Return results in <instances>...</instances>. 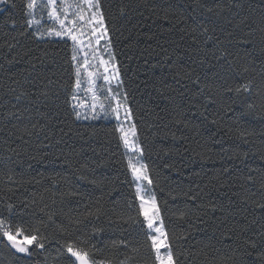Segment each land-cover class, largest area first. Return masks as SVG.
Here are the masks:
<instances>
[{
  "label": "trees",
  "instance_id": "trees-1",
  "mask_svg": "<svg viewBox=\"0 0 264 264\" xmlns=\"http://www.w3.org/2000/svg\"><path fill=\"white\" fill-rule=\"evenodd\" d=\"M25 3L0 4V215L13 205L46 239L29 256L0 238V264H69L81 240L96 260L153 264L118 125L76 117L72 44L38 38ZM99 3L179 264H264V0Z\"/></svg>",
  "mask_w": 264,
  "mask_h": 264
},
{
  "label": "snow or ice",
  "instance_id": "snow-or-ice-1",
  "mask_svg": "<svg viewBox=\"0 0 264 264\" xmlns=\"http://www.w3.org/2000/svg\"><path fill=\"white\" fill-rule=\"evenodd\" d=\"M8 0H0V4H7ZM83 5H87L85 10ZM15 7V4L12 5ZM47 10V19L52 22L51 26L45 28L43 31L40 30L42 26L43 17L37 19L35 12L37 7ZM26 24L29 28L36 25L35 34L38 38L43 39L45 35L51 37H59L64 39L67 37L72 41V55L71 60L75 62V89H81L82 85H87V91L92 93L91 99L92 104L90 105L93 113H96L97 106L100 111L106 115L110 110L115 113L116 119H120V109H124L125 117H130V110L126 106V96L124 102L121 103L117 99L119 93L113 92L112 88L107 89L108 93H111V97L104 96L103 98L98 97L95 90V79L99 75V69L96 65L91 64L89 60V52L85 51L86 48L91 49L93 44V37L95 43L99 44L100 40L104 39L108 35V30L105 27V21L102 11L100 10L99 0H83V4L80 2H70V0H26ZM71 10V11H70ZM3 11V9H0ZM208 11H212L211 8ZM91 13V14H89ZM71 17V18H70ZM90 30V31H89ZM110 47V42H109ZM83 52L82 61L78 59V54ZM93 59L95 56L93 55ZM113 56H109L108 60L101 59L100 65L104 67L105 73L109 71V61H114ZM112 67L113 79H118L119 71L114 66ZM95 68V71L92 69ZM87 78L86 80L84 78ZM105 81L109 79L108 76L103 77ZM229 92L234 91L235 94L239 95L243 92H250L251 87L249 84L238 85L234 89L228 88ZM23 95V93H21ZM20 97L18 96L17 99ZM73 100L77 99L75 92L72 96ZM104 100H108L107 105ZM112 100L116 101V106H112ZM73 109L78 107H84L83 102L73 104ZM249 109H254L255 105L249 103L247 105ZM261 109H264V100H262ZM76 117L79 119L81 116L80 112H76ZM88 118L87 115L84 117ZM93 119L96 115L92 116ZM117 131L120 132V141L125 148V158L127 160V167L131 172L133 182L135 184V197L139 201V207L137 217L142 216L143 220L140 221L137 217H129L133 223L141 224L142 227L147 229L145 233L146 240L150 242L148 247L153 258V264H179L176 253L173 250V246L169 237V232L165 228L164 221L161 216V209L158 205L154 192L146 185H152L153 180L150 175L149 167L141 159L143 155V148L140 146L137 139L136 127L131 125L128 128L118 126ZM241 137L251 135L246 129L240 131ZM80 180H86L90 184H97V181L92 179L89 180L85 176H78ZM146 182V184H145ZM264 186V185H262ZM70 195H80L78 191H71ZM260 208H264V204L259 205ZM13 205H8L9 216L0 215V238L6 240L11 249H14L16 253L25 255H32L33 246L36 249L45 248V239L40 232V229L30 221H14L11 219ZM99 211V210H97ZM95 215L92 211H88L86 216L91 217ZM99 217L97 216V219ZM123 219V218H121ZM125 223L128 220L124 221ZM102 229H94V231ZM186 238V237H185ZM86 241L81 240L78 244L73 241L67 243L64 246V252L70 258L69 264H112V261L104 260L99 261L92 257L89 250L81 245L85 244ZM245 244L250 247H256L255 241L245 240ZM113 247H124L128 248L129 243L125 240L112 241ZM94 247V245H93ZM133 252L138 251V248H132ZM251 255V253H248ZM120 264H126L125 261H121Z\"/></svg>",
  "mask_w": 264,
  "mask_h": 264
},
{
  "label": "rangeland",
  "instance_id": "rangeland-1",
  "mask_svg": "<svg viewBox=\"0 0 264 264\" xmlns=\"http://www.w3.org/2000/svg\"><path fill=\"white\" fill-rule=\"evenodd\" d=\"M70 2H80L83 4V0H70ZM38 4H39V0H38ZM83 6H84L85 10H87V5H83ZM89 14H91V13H89ZM35 17L37 19H40L41 17H43L42 26L40 28L41 31H43L45 28L51 26V24H52V22L47 19V10L42 9L39 6L36 9ZM36 27H37L36 25H33L31 27L34 32L36 31ZM44 38L61 39L59 37H55V36L49 37L47 35H45ZM64 39L70 41L72 44V41L69 40L67 37H65ZM85 51L89 52L88 58H89L91 64L96 65V67L99 69V75L95 79V90L97 92L98 97L103 98L106 95L111 97V93L107 92V89L109 87H111L113 92L119 93L117 99H119L121 101V103H123L125 97L123 95V91H122V88L120 85V79H119V77H118V79L112 78L113 77V71H112L111 66H114L116 68L115 61H109L110 67H109V71L107 73H105L104 67L102 65H100V63H99V61L101 59L108 60L109 56H112V52H111V49L109 47L108 36H106L104 39L100 40L99 44L95 43V38L93 37L92 48L91 49L86 48ZM93 55L95 56V59H93ZM78 59L82 61L83 52H80L78 54ZM74 64H75V62H74ZM92 70L95 71V68ZM104 76H108L109 79L107 81H105L103 78ZM84 79L86 80L87 78L85 77ZM86 89H87L86 84L82 85L81 89H79V90L75 89V87H74L73 93L75 92V94L77 95V99L73 100L71 98L72 106H73V104H78L80 102H83L84 107H78L75 110L73 109L74 113H76L77 111L81 113L79 120H81V121H92V120H97V119H109V120H114L118 126H123L125 128H128L131 125H133L131 116L126 118L123 108L120 109V119L119 120L116 119L115 113H112L110 110L108 111L107 115L104 112L100 111L99 106H97L96 113H93V111L91 110V107H90V105L92 104V99H91L92 93L88 92ZM72 96H73V94H72ZM111 102H112V106L115 107L116 101L112 100ZM104 103L107 105L108 100H104ZM126 106H127V104H126ZM127 108H128V106H127ZM85 115L88 116L87 119L84 118ZM93 115H96L95 119L92 118ZM141 159H142V157H141ZM145 184H146V182H145ZM134 186H135V184H134ZM146 186L151 189L150 185H146ZM138 203H139V201H138Z\"/></svg>",
  "mask_w": 264,
  "mask_h": 264
}]
</instances>
